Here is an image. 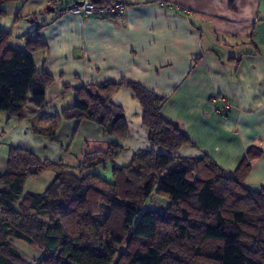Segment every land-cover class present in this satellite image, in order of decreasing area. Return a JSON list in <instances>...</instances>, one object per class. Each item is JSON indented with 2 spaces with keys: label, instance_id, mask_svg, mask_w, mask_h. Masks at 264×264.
<instances>
[{
  "label": "trees",
  "instance_id": "trees-1",
  "mask_svg": "<svg viewBox=\"0 0 264 264\" xmlns=\"http://www.w3.org/2000/svg\"><path fill=\"white\" fill-rule=\"evenodd\" d=\"M28 1L0 0V7ZM118 1L125 9L132 5L128 0ZM57 2L48 0L50 5ZM75 3L63 4L59 13H67ZM120 13L105 19L114 20ZM28 18L16 14L14 23ZM41 29L24 40L22 50L10 44L11 30H0V114L8 121L24 119L25 108L14 99L16 93L40 96L53 82L34 63L33 55L47 48L38 36ZM121 88L128 89L142 109L141 124L150 146L173 153L191 144L179 124L161 115L167 100L140 84L121 80L74 88L73 104L59 112L41 109L30 123L31 133L56 142L64 122H88L113 141L104 151L86 153L73 170L40 161L22 147L7 148L0 177V264H174L179 258L185 264H204L202 260L207 264H264V189L244 184L250 162L262 151L249 149L234 173H227L207 155L176 158L139 150L128 166L104 174L98 169L119 156L124 150L121 143L128 138L124 112L112 102ZM46 171L54 177L44 193L24 192L26 178ZM151 196L163 200L165 209H145L143 204ZM101 206H106L108 214L98 222ZM110 218L115 219L118 232L108 225ZM170 230L183 244L199 238L198 243L208 241L215 246L208 250L191 246L193 256L184 260L163 243L164 238L173 239ZM103 240L113 246L125 244L126 250L116 257V249ZM13 242L38 249L39 258L27 262Z\"/></svg>",
  "mask_w": 264,
  "mask_h": 264
},
{
  "label": "crops",
  "instance_id": "crops-1",
  "mask_svg": "<svg viewBox=\"0 0 264 264\" xmlns=\"http://www.w3.org/2000/svg\"><path fill=\"white\" fill-rule=\"evenodd\" d=\"M128 2L132 5L114 20L57 12L36 19L37 27L27 21L28 37L14 30L25 24L14 23V37L22 39L18 43L42 28L38 36L47 48L33 55L34 63L53 82L43 95L31 97L26 91L14 95L25 108L23 120L8 121L0 114V177L9 146L71 170L86 153L106 150L113 138H104L94 124L64 122L52 142L33 135L30 123L43 108L56 112L69 108L74 88L126 80L165 98L161 115L179 124L191 144L173 153L150 146L141 124L143 111L131 92L122 88L112 102L124 112L128 138L121 143L124 150L119 156L99 171L108 175L110 169L128 166L135 152L153 149L176 158L207 155L225 172L234 173L249 149L258 148L262 154L250 162L244 184L264 189V0ZM10 44L23 49L11 40ZM213 97L226 100L230 112L218 114ZM53 177L51 171L28 177L23 190L42 194ZM13 245L26 258V245Z\"/></svg>",
  "mask_w": 264,
  "mask_h": 264
},
{
  "label": "rangeland",
  "instance_id": "rangeland-1",
  "mask_svg": "<svg viewBox=\"0 0 264 264\" xmlns=\"http://www.w3.org/2000/svg\"><path fill=\"white\" fill-rule=\"evenodd\" d=\"M113 1L114 0L109 1L110 3L107 4V5L103 4V2H102L99 6H101V8H108V6H110ZM63 4H65V0H58V2L56 3V6L47 4V0H42V1H40V0H29L27 3H24V4H22L21 2H17V3H9V4H6V5H3V6L0 7V19H1V21H0V29H4L6 31L11 30V32H12L11 43L17 45L18 47L23 48V47H25L24 41H20V43H18V40H22V39H18L17 40L14 37L15 34H13V29L12 28L15 27L14 26V17H15V15L16 14L19 15L20 18H26L28 16L22 17L21 15H27V14H31L32 13L31 15H29L30 18L18 22V23H21V24H25L23 27H21V28H17L16 27V29H14V30H17L18 36L21 35L23 37H28L30 34H29V25L27 24V21L35 22L34 26L37 27V21H35L36 19L38 20L39 18H41L43 16H45V18H48L51 15H55L57 12L58 13L61 12V10H62L61 6ZM19 12L21 13V15H20ZM13 13H15V15L13 16L12 24L9 26L10 18L13 15ZM33 13L36 15V18L33 15ZM76 17H79V16H76ZM82 18H84V17H82ZM95 19H97V18H95ZM97 20H106V19L103 18V19H97ZM38 21H40V19ZM151 150H153V149H151ZM77 167H78V165H77ZM68 169L69 168H67V170ZM78 176H79V174H78ZM92 183L94 184L95 181H92ZM143 205H144L143 207L145 209H150V210L151 209H156L158 211L164 210L165 206H166V204H165V202H163V200H161V199H159L158 197H155V196H151L150 199L147 200L145 202V204H143ZM105 209H106V206H101V208L99 209V211H98L99 219L97 218L98 222H101L104 219V217L108 214V211L105 210ZM192 216L196 217L195 214H192ZM191 218L195 219L194 217H191ZM108 225L110 226V228L113 231H115V232L119 231L118 226L115 224V219L110 218L109 221H108ZM171 231L172 230L169 231V234H171V237L173 239L164 238L163 243L169 245L170 248L172 249V251L175 254L183 255L184 260H188V256H193V248H190L191 246L199 245V246H202L201 248L204 249V250L212 249L215 246L214 243H211V242H208V241L207 242L203 241V242H199L198 243L199 238L193 240V242L191 244H189V243L188 244H183L181 242L182 238L175 239V236H174L173 233H171ZM166 236H167V233H166ZM103 241H104L103 244L107 243V244H109L111 246V248L116 249V257H117V255L120 252L126 250L125 249V244H123L121 246H113V245H111L109 243L108 240H103ZM103 244L101 245L100 250H103ZM25 248H26V251H25L24 254H25L26 258L29 259V260H26V258H25V260L27 262H29V263H34L39 258L41 252L38 249H30L27 246H25ZM202 261L204 262V264H207L206 261H204V260H202ZM182 262H183V259L179 258V262H174V264H185V263H182ZM200 262H201V260H200ZM190 263H192V261L188 262V264H190Z\"/></svg>",
  "mask_w": 264,
  "mask_h": 264
},
{
  "label": "built area",
  "instance_id": "built-area-1",
  "mask_svg": "<svg viewBox=\"0 0 264 264\" xmlns=\"http://www.w3.org/2000/svg\"><path fill=\"white\" fill-rule=\"evenodd\" d=\"M75 5L68 10V13L73 16L79 17H92L97 19L107 18L109 16H115L116 14L125 10V6L122 2L114 0L108 8H101L91 2V0H75ZM211 103L217 107V113L225 114L229 113L231 106L226 100L219 99V97H213Z\"/></svg>",
  "mask_w": 264,
  "mask_h": 264
},
{
  "label": "water",
  "instance_id": "water-1",
  "mask_svg": "<svg viewBox=\"0 0 264 264\" xmlns=\"http://www.w3.org/2000/svg\"><path fill=\"white\" fill-rule=\"evenodd\" d=\"M104 1H107V2H109V1H112V0H91V2L93 3V4H95V5H100L102 2H104ZM52 11V10H51Z\"/></svg>",
  "mask_w": 264,
  "mask_h": 264
}]
</instances>
